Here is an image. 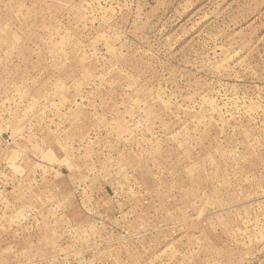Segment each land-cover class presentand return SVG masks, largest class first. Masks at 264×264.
I'll return each mask as SVG.
<instances>
[{"label":"rangeland","instance_id":"obj_1","mask_svg":"<svg viewBox=\"0 0 264 264\" xmlns=\"http://www.w3.org/2000/svg\"><path fill=\"white\" fill-rule=\"evenodd\" d=\"M0 264H264V0H0Z\"/></svg>","mask_w":264,"mask_h":264}]
</instances>
